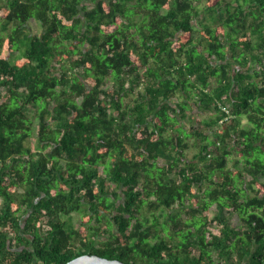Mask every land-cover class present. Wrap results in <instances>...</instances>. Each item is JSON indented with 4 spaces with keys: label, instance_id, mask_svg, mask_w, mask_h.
<instances>
[{
    "label": "trees",
    "instance_id": "16d2710c",
    "mask_svg": "<svg viewBox=\"0 0 264 264\" xmlns=\"http://www.w3.org/2000/svg\"><path fill=\"white\" fill-rule=\"evenodd\" d=\"M262 177L264 0H0V264H264Z\"/></svg>",
    "mask_w": 264,
    "mask_h": 264
},
{
    "label": "water",
    "instance_id": "95a60500",
    "mask_svg": "<svg viewBox=\"0 0 264 264\" xmlns=\"http://www.w3.org/2000/svg\"><path fill=\"white\" fill-rule=\"evenodd\" d=\"M62 264H132L117 258H108L95 253H83Z\"/></svg>",
    "mask_w": 264,
    "mask_h": 264
},
{
    "label": "rangeland",
    "instance_id": "374dc122",
    "mask_svg": "<svg viewBox=\"0 0 264 264\" xmlns=\"http://www.w3.org/2000/svg\"><path fill=\"white\" fill-rule=\"evenodd\" d=\"M29 26H30L32 32H34V33H40V31H41V24L37 20H35L33 18L30 19ZM190 144L192 145V139L190 140ZM195 150H196V147L195 146H192V147L190 146V148L188 150V153L190 155H193L194 152H195ZM261 179L264 180V177H262ZM211 210H212V212H214L215 207H212ZM147 214L149 215V213H147ZM71 216L73 218V224H74V226L75 227H78L81 224V216H80V214L77 213V212H72V215ZM232 222L234 224H238L239 223L238 216L234 215L232 217Z\"/></svg>",
    "mask_w": 264,
    "mask_h": 264
},
{
    "label": "flooded vegetation",
    "instance_id": "af4514ba",
    "mask_svg": "<svg viewBox=\"0 0 264 264\" xmlns=\"http://www.w3.org/2000/svg\"><path fill=\"white\" fill-rule=\"evenodd\" d=\"M1 199V198H0ZM71 215H72V213H71Z\"/></svg>",
    "mask_w": 264,
    "mask_h": 264
}]
</instances>
